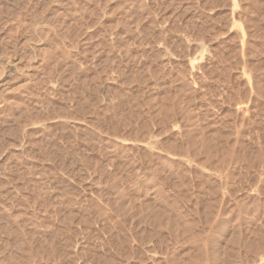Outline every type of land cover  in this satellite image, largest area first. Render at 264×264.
Segmentation results:
<instances>
[{
    "label": "rangeland",
    "instance_id": "1",
    "mask_svg": "<svg viewBox=\"0 0 264 264\" xmlns=\"http://www.w3.org/2000/svg\"><path fill=\"white\" fill-rule=\"evenodd\" d=\"M0 53V264H264V0H0Z\"/></svg>",
    "mask_w": 264,
    "mask_h": 264
},
{
    "label": "bare ground",
    "instance_id": "2",
    "mask_svg": "<svg viewBox=\"0 0 264 264\" xmlns=\"http://www.w3.org/2000/svg\"><path fill=\"white\" fill-rule=\"evenodd\" d=\"M11 3H12V2H11ZM239 3H240V2H239ZM241 3H242V2H241ZM58 6H59V5H58ZM58 12H59V11H58ZM19 14H20V13H19ZM37 16H38V15H37ZM247 18H248V17H247ZM35 20H36V19H35ZM19 24H20V23H19ZM34 26H35V25H34ZM43 28H44V27H43ZM34 30H35V29H34ZM40 30H41V29H40ZM42 30H43V29H42ZM238 30H239V29H238ZM241 30H242V29H241ZM35 31H36V30H35ZM26 34H27V33H26ZM31 34H32V33H31ZM33 35H34V34H33ZM28 36H29V35H28ZM241 36H242V35H241ZM26 37H27V36H26ZM30 37H31V36H30ZM245 37H246V36H245ZM250 38H251V37H250ZM25 39L27 40V38H25ZM25 39H24V40H25ZM28 39H29V37H28ZM30 39H31V38H30ZM240 39H241V38L239 37V40H240ZM249 40H250V39H249ZM242 41H243V40L241 39V42H242ZM244 41H245V39H244ZM244 44H245V43H244ZM12 45H13V44H12ZM4 47H5V46H4ZM37 47H38V46H37ZM33 50H34V49H33ZM29 52H30V51H29ZM1 53H2V52H1ZM1 53H0V55H1ZM25 53H26V52H25ZM12 54H13V53H12ZM10 55H11V54H10ZM15 55H16V54H15ZM11 57H13V56H11ZM29 57H30V56H29ZM3 58H4V57H3ZM3 58H2V59H3ZM21 58H22V57H21ZM8 59H9V58H8ZM4 60H5V59H4ZM9 60H10V59H9ZM20 60H21V59H20ZM22 60H23V59H22ZM15 61H16V60H15ZM2 62H3V61H2ZM16 62H18V59H17ZM16 62H15V63L13 62V63L16 65V64H17ZM11 63H12V62H11ZM13 63H12V64H13ZM5 64H6V65H9L10 67H12V65H10V61H9V62L6 61ZM5 67H6V66H5ZM5 67H4V68H5ZM13 67H14V66H13ZM18 67H19V66H18ZM21 67H22V66H21ZM6 68H8V67H6ZM15 68L17 69V67H15ZM15 68H13V69H15ZM19 68H20V67H19ZM22 68H23V67H22ZM20 69H21V68H20ZM1 71H2V70H1ZM13 71H14V70H13ZM13 71H11V72H13ZM1 73H2V72H1ZM25 77H26V76H25ZM3 80H4V79H3ZM5 80L7 81V79H5ZM4 82H5V81H4ZM5 83H7V82H5ZM188 83H189V82H188ZM5 85H6V84H5ZM11 88H12V87H11ZM13 89H14V88H13ZM9 90H11V89H9ZM11 91H12V90H11ZM12 92H13V91H12ZM0 97H1V96H0ZM8 97H9V96H8ZM6 101H7V100H6ZM1 103H2V102H1ZM5 103H6V102H5ZM4 114H5V113H4ZM4 116H5V115H4ZM200 249H201V248H200Z\"/></svg>",
    "mask_w": 264,
    "mask_h": 264
}]
</instances>
